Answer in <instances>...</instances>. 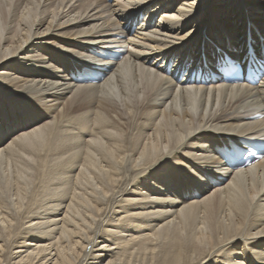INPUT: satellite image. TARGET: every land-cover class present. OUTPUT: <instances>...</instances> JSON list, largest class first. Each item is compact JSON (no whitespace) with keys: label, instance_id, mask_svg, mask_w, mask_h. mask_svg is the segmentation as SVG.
Here are the masks:
<instances>
[{"label":"bare ground","instance_id":"obj_1","mask_svg":"<svg viewBox=\"0 0 264 264\" xmlns=\"http://www.w3.org/2000/svg\"><path fill=\"white\" fill-rule=\"evenodd\" d=\"M226 58L264 67V0H0V264H264Z\"/></svg>","mask_w":264,"mask_h":264},{"label":"rangeland","instance_id":"obj_2","mask_svg":"<svg viewBox=\"0 0 264 264\" xmlns=\"http://www.w3.org/2000/svg\"><path fill=\"white\" fill-rule=\"evenodd\" d=\"M7 172V174H9L10 175V173L8 172V171H6ZM4 173V172H3ZM6 173L4 174V175H7ZM9 175H7V176H9ZM7 176H6V180H9V178L7 179Z\"/></svg>","mask_w":264,"mask_h":264}]
</instances>
